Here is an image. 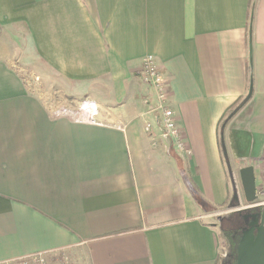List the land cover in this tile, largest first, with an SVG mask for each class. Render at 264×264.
<instances>
[{
  "label": "crops",
  "instance_id": "obj_1",
  "mask_svg": "<svg viewBox=\"0 0 264 264\" xmlns=\"http://www.w3.org/2000/svg\"><path fill=\"white\" fill-rule=\"evenodd\" d=\"M149 55L189 155L145 112ZM226 161L264 166V0H0V263L216 264Z\"/></svg>",
  "mask_w": 264,
  "mask_h": 264
},
{
  "label": "built area",
  "instance_id": "obj_2",
  "mask_svg": "<svg viewBox=\"0 0 264 264\" xmlns=\"http://www.w3.org/2000/svg\"><path fill=\"white\" fill-rule=\"evenodd\" d=\"M138 75L143 85L152 90V98L145 99L144 104L148 109L147 115H157L166 138H169L176 145V149L184 155H189V151L185 148L181 139L180 131L177 126V120L174 111L170 107L169 86L166 78L161 74L157 66L155 57L146 56L141 62ZM86 104L80 106V111L85 116V121L94 122L95 113H88L85 110ZM70 112L62 111L61 114L67 115ZM151 129L149 123L146 124L145 130L148 132ZM259 184H257L256 201L250 206V209H261L264 207V166ZM46 254L37 253L26 257L18 258L12 261H7L0 264H46Z\"/></svg>",
  "mask_w": 264,
  "mask_h": 264
},
{
  "label": "rangeland",
  "instance_id": "obj_3",
  "mask_svg": "<svg viewBox=\"0 0 264 264\" xmlns=\"http://www.w3.org/2000/svg\"><path fill=\"white\" fill-rule=\"evenodd\" d=\"M21 67V66H20ZM17 69L19 70V68L17 67ZM25 72V74H24ZM23 74L21 75H25V78H29L30 73V69L24 71ZM31 86V85H30ZM32 88V86H31ZM81 101V100H80ZM80 101H68L67 103L69 104V106L71 108H73V112L74 114L76 113H80L79 109L81 106ZM143 105L146 109L145 112H147V108L143 102ZM76 117V115H75ZM226 172L227 176H228V180L230 183V187H231V196H236L237 199V205L233 208H230L228 206L222 207L220 208L217 212H214V215L209 218L207 221L211 222L214 224V226L217 228V233H218V238H219V243H220V250H219V258L225 259L227 256V248H226V242L225 239H223V236L221 235L220 231H219V227L220 224L218 222L219 218H226V217H230L232 215H235V213H239L242 211H246V210H250V206L246 204L243 195V191H242V187H241V183H240V177H239V170L241 168H243V164L244 163H229L228 161H226ZM254 174H255V178H256V186L257 184H259L260 181V177L262 174L263 170V164H255L254 165ZM227 225H230V222L226 223ZM223 226V228H225V225ZM46 257V264H78L77 260L74 256H72L71 254H66V253H60V254H47L45 255Z\"/></svg>",
  "mask_w": 264,
  "mask_h": 264
},
{
  "label": "water",
  "instance_id": "obj_4",
  "mask_svg": "<svg viewBox=\"0 0 264 264\" xmlns=\"http://www.w3.org/2000/svg\"><path fill=\"white\" fill-rule=\"evenodd\" d=\"M252 166L239 170L240 183L247 205L256 201V178ZM236 199V196L234 195ZM237 200V199H236ZM252 210V209H250ZM242 232L236 252L235 264H264V207L260 218H254Z\"/></svg>",
  "mask_w": 264,
  "mask_h": 264
},
{
  "label": "trees",
  "instance_id": "obj_5",
  "mask_svg": "<svg viewBox=\"0 0 264 264\" xmlns=\"http://www.w3.org/2000/svg\"><path fill=\"white\" fill-rule=\"evenodd\" d=\"M249 100V97H247L245 100L241 102L235 103L232 107L227 109L225 114L223 115V121H222V127L227 124V122L233 118L237 112L245 106L246 102ZM224 142L221 139L220 140V147L221 152L224 158H226V149L224 147ZM195 199L197 202L201 205V207H204L205 203L201 199L200 195L197 193H193ZM195 200V201H196ZM237 205V200L234 198V196H231L228 201L222 206H228L230 208H233ZM221 207V208H222ZM219 209H215L214 211H218ZM261 209H252V210H246L239 213H235V215H232L230 217L226 218H219L218 222L220 224L219 231L221 235L223 236V239H225L226 242V248H227V256L225 259L218 258L216 264H235L236 263V250L238 247V243L240 240V237L242 235V232L247 229V224H250L251 220L254 218H260ZM230 222V225H227L226 223ZM225 225V228L223 226Z\"/></svg>",
  "mask_w": 264,
  "mask_h": 264
}]
</instances>
